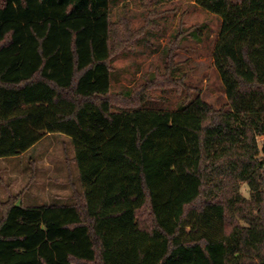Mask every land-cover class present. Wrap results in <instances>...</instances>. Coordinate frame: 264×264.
Listing matches in <instances>:
<instances>
[{
  "label": "trees",
  "instance_id": "16d2710c",
  "mask_svg": "<svg viewBox=\"0 0 264 264\" xmlns=\"http://www.w3.org/2000/svg\"><path fill=\"white\" fill-rule=\"evenodd\" d=\"M114 1L0 0V158L64 134L83 184L70 205L1 202L0 264H264V0H194L222 18L231 110L198 93L172 111L144 108L172 79L112 92L140 34Z\"/></svg>",
  "mask_w": 264,
  "mask_h": 264
},
{
  "label": "rangeland",
  "instance_id": "374dc122",
  "mask_svg": "<svg viewBox=\"0 0 264 264\" xmlns=\"http://www.w3.org/2000/svg\"><path fill=\"white\" fill-rule=\"evenodd\" d=\"M111 18L116 24L125 18L132 32H140L127 43V50L113 58V93L127 95L153 78L172 79L175 84L149 90L144 108L178 110L189 97L200 93L216 109L231 110L214 65L222 18L194 0H115ZM194 31L201 34L200 39L188 35ZM262 140L264 137L259 138ZM75 155L71 137L51 134L21 156L0 158V203L22 194L17 205L72 204L74 188L83 191ZM240 189L251 197L246 183Z\"/></svg>",
  "mask_w": 264,
  "mask_h": 264
}]
</instances>
